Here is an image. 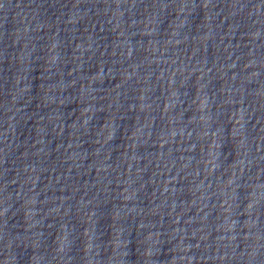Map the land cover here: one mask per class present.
Masks as SVG:
<instances>
[{"label": "water", "instance_id": "obj_1", "mask_svg": "<svg viewBox=\"0 0 264 264\" xmlns=\"http://www.w3.org/2000/svg\"><path fill=\"white\" fill-rule=\"evenodd\" d=\"M0 264H264V0H0Z\"/></svg>", "mask_w": 264, "mask_h": 264}]
</instances>
